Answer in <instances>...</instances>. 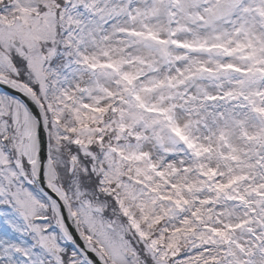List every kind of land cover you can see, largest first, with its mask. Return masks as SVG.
<instances>
[{"label":"snow or ice","instance_id":"1","mask_svg":"<svg viewBox=\"0 0 264 264\" xmlns=\"http://www.w3.org/2000/svg\"><path fill=\"white\" fill-rule=\"evenodd\" d=\"M0 264H264V0H0Z\"/></svg>","mask_w":264,"mask_h":264}]
</instances>
